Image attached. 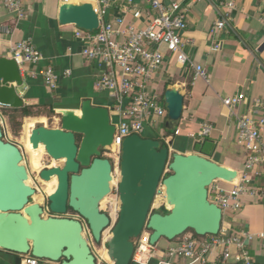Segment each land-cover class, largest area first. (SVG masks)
Here are the masks:
<instances>
[{"label": "water", "instance_id": "obj_1", "mask_svg": "<svg viewBox=\"0 0 264 264\" xmlns=\"http://www.w3.org/2000/svg\"><path fill=\"white\" fill-rule=\"evenodd\" d=\"M61 24L94 31L99 15L91 1L65 2L60 6ZM24 77L17 60L0 56V106L20 108ZM166 128L177 126L184 110V94L177 88L164 92ZM60 126H34L29 141L34 149L42 144L46 153L63 165L44 167L43 181L57 177L56 190L47 196L54 214L34 201L37 190L28 183L29 170L22 148L5 138L0 120V248L20 255L32 254L58 264H97L81 219L68 217L69 209L88 225L95 242L106 240L113 264H132L135 240L149 230V244L162 238L174 240L193 230L197 235H215L223 224V211L209 199V188L217 180L234 181L238 171L198 152H172L169 144L143 134H131L122 143L119 159L120 207L113 222L101 208L113 191L114 162L103 151L113 144L116 124L112 109L84 99L80 113L59 109ZM163 189L168 212L153 211ZM172 207L169 208L167 204ZM21 258H17L20 263Z\"/></svg>", "mask_w": 264, "mask_h": 264}, {"label": "crops", "instance_id": "obj_2", "mask_svg": "<svg viewBox=\"0 0 264 264\" xmlns=\"http://www.w3.org/2000/svg\"><path fill=\"white\" fill-rule=\"evenodd\" d=\"M82 1H91L98 6L96 0H73L75 3ZM162 1H176L186 9L188 26L183 35L190 62L180 65L177 55L163 46L164 63L155 73L150 89L163 100L167 88L179 89L185 96L184 110L179 124L173 127L174 135L167 133V115L149 118L144 133L165 143L172 141L169 144L172 152H198L235 169L238 180L247 173L248 189L255 193L244 194L242 208L226 212L223 224L232 231L245 229L252 232L255 236L250 244L251 264H264V237H260L264 234V166L252 171L245 169L248 152L237 138L238 117L249 112L254 98H259L264 104V0ZM230 1L235 7L225 27L212 33L214 24L224 18L227 11L224 4ZM105 2L106 20L113 22L118 17H124V28L134 20L128 0ZM137 2L143 10L150 7L148 0ZM22 3L24 17L19 19L9 11L4 0H0V56L11 57L12 45L22 40L31 41L42 52L44 59L41 63L27 64L22 70L25 84L20 91L25 105L40 113L13 120L2 112L5 138L19 145L24 153L27 148L22 137L27 134L29 119L36 118L34 126L48 122L60 126L58 110L74 109L80 113L82 101L87 98L95 105L111 108L112 120L117 123L121 114L115 107L114 96L110 91L97 88V81L105 68L97 61L84 57V42L75 36L77 26L60 23L59 10L63 2L22 0ZM215 44L220 45L219 50L213 49ZM48 65L58 76L55 89L45 82L43 72ZM196 66L205 69V77L196 75ZM240 92L245 93L247 98L232 113L223 99ZM253 115H264V106L257 108ZM41 118L46 122H42ZM205 123L212 126L211 132L200 137L198 132ZM108 156L117 162L113 154ZM45 185L48 190L50 186ZM156 203L164 204L163 196H159ZM191 235L193 233L189 231L174 240L165 239L160 245L159 241L152 246L150 253L144 254L145 258L150 264H157L165 250ZM222 251V247L218 246L210 252L209 264H244L233 257L225 260ZM231 251L234 254L237 248L232 247ZM18 257L21 258L20 263L17 262ZM171 261L176 264H201L180 257ZM0 264H23V258L20 254L0 248Z\"/></svg>", "mask_w": 264, "mask_h": 264}, {"label": "built area", "instance_id": "obj_3", "mask_svg": "<svg viewBox=\"0 0 264 264\" xmlns=\"http://www.w3.org/2000/svg\"><path fill=\"white\" fill-rule=\"evenodd\" d=\"M61 1L63 3L73 2V0ZM96 1L98 6L94 5L100 19L99 28L89 31L76 27L75 36L84 42L82 49L84 57L104 66V72L97 81V88L112 93L116 101L115 107L121 114L120 120L115 123L113 144L106 149L115 156L119 165L123 140L134 133L143 134L146 122L152 116L165 117L167 115L165 101L150 89L155 73L164 63L163 46L168 52L177 55V62L180 65L184 66L190 62L185 51L186 40L183 35L188 26L186 9L176 1L165 3L162 0H148L150 7L143 10L139 7L137 0H128L134 20L124 28V17H118L113 22L106 20L107 2L105 0ZM4 4L19 19L24 17L22 0H4ZM224 7L227 11L224 13V18L214 24L212 28L214 34L225 27L226 20L230 18L235 4L230 1L225 3ZM213 49L219 50L220 45L215 44ZM10 53L11 57L17 60L21 70H24L27 64H39L44 59L42 52L29 40L15 42ZM43 74L47 86L51 89L57 88L58 76L54 69L48 65ZM196 75L205 77V69L196 66ZM246 98V94L240 92L225 97L223 102L234 113V109ZM263 106L262 100L254 98L249 112L238 117L237 138L248 152L245 163V169L248 171L264 166V115L260 117L253 115L257 108ZM2 108L0 106V120L3 122ZM211 129L212 126L205 123L198 134L204 137L211 132ZM176 132L178 133L179 130ZM35 181L43 185L44 181L40 178L39 172ZM248 181L249 177L245 173L239 180L235 179L232 182L217 180L210 186L209 199L221 207L223 222L226 212L242 208L244 194L255 193L248 189ZM224 183L226 185H222ZM34 187L39 193V187L36 185ZM159 196H164L163 189L159 190L156 200ZM40 204L43 205L46 216L54 215L46 205L45 197ZM108 229L107 238L103 233L104 240L111 235L112 227ZM254 236L249 230L232 231L222 224L218 234L200 237L191 235L176 245L170 246L164 251L157 264H176L171 259L178 257L189 259L191 262L209 264L208 255L218 246L222 247L225 260L233 257L238 262L251 264L250 244ZM260 237H264V234H260ZM137 239L139 240L135 241L136 249L132 264H150L144 255L151 252L152 245L149 244V235L143 236L142 234ZM92 241L95 242L93 237ZM89 243L91 245L90 241ZM232 247L237 248L234 254L231 251ZM94 254L97 264H113L104 256L103 249ZM21 256L23 264H58L48 259L35 257L30 253Z\"/></svg>", "mask_w": 264, "mask_h": 264}, {"label": "rangeland", "instance_id": "obj_4", "mask_svg": "<svg viewBox=\"0 0 264 264\" xmlns=\"http://www.w3.org/2000/svg\"><path fill=\"white\" fill-rule=\"evenodd\" d=\"M46 125L48 126H58L59 124L53 125L51 122L46 123ZM143 135H145V133H143ZM23 142L27 148V150L24 152V163L26 164L28 170H29V174H30V179L32 180V186L36 185L39 187L40 192H37V195H34V201L39 199V196L43 195L41 197V200L44 201V197L46 200V205H48V201H47V196H48V190H47V185H45L46 187H44L43 185H39L36 181H35V177L38 174V172H40V170L44 167H52V166H56V165H63V163L59 162L58 160H54L52 159L47 153H43L44 155L42 156V159L40 160V163L38 165H35L32 161L31 158V154H30V145L27 142H29V139L27 137V134L25 133L22 137ZM26 140V141H25ZM103 154L105 156H108V154H110L109 151L104 150ZM114 175H115V183L113 184V191L112 193L105 198L102 203H101V208L103 211L107 212L108 214L111 215L113 222H115V220L118 217V213H119V207H120V200H119V194H118V183L120 180V171H119V165L118 163L114 162ZM158 203L153 205V211L155 210H159L161 209V207H158ZM68 217H73V218H79L82 220V222L84 223L85 226V235L88 238V240L91 242V248L93 250V252L99 251L100 249L105 250V248L107 249V245H106V238L108 236V228L105 229V240L103 239L101 242H94L92 241V235L90 233V230L88 228V225L86 223V221L84 219H82L76 212L69 210V212L67 213ZM108 229V230H107ZM150 234L149 230H145L143 232V236H148ZM166 238H162L159 242L160 244H163L165 242ZM139 239H136L135 241H138ZM108 253V252H107ZM109 256V255H108ZM110 258V257H108ZM111 260V258H110Z\"/></svg>", "mask_w": 264, "mask_h": 264}, {"label": "bare ground", "instance_id": "obj_5", "mask_svg": "<svg viewBox=\"0 0 264 264\" xmlns=\"http://www.w3.org/2000/svg\"><path fill=\"white\" fill-rule=\"evenodd\" d=\"M42 122H46L43 118H41L40 119ZM36 122H37V120H36V118L35 119H29L28 121H27V137H28V139H29V134H30V129H31V127L32 126H34L35 124H36ZM28 144H31L30 143V141L29 142H27ZM46 153V150H45V146L44 145H40L39 146V148L38 149H34L33 148V146H32V144L30 145V154H31V158H32V160H33V162H35L37 165L40 163V160L42 159V156L44 155L43 153ZM54 160H56V159H54ZM59 162H61V163H63L64 162V159H61V160H58ZM28 183L30 184V185H32V180L29 178L28 179ZM45 183H47L50 187L48 188V195L49 194H51V193H53L55 190H56V188H57V184H58V180H57V177H53L51 180H49V181H44L43 182V186L45 187ZM115 183V176H114V179H113V181H112V185ZM37 195V193L35 194V196ZM43 195H41V196H39V199L37 200V202H43L42 200H41V197H42ZM163 201L165 202V197L163 196ZM167 204V203H166ZM167 206L169 207V208H171L172 206L171 205H169V204H167ZM108 250L107 249H105V250H103V254H104V256L111 262V263H113V261L112 260H110V258H108L109 256H108Z\"/></svg>", "mask_w": 264, "mask_h": 264}, {"label": "trees", "instance_id": "obj_6", "mask_svg": "<svg viewBox=\"0 0 264 264\" xmlns=\"http://www.w3.org/2000/svg\"><path fill=\"white\" fill-rule=\"evenodd\" d=\"M52 112H54V110H51ZM3 114L7 115L8 117L12 118L13 120H15L17 117H27V116H32V115H36L38 113H40L39 111H35L33 110V108L31 106L28 105H24L23 107L20 108H4L3 109ZM167 133L169 136L174 135V130H167ZM72 210V209H69ZM73 211V210H72ZM157 211H161L163 213H167L168 210L162 206L161 209L157 210ZM190 232L193 233L194 236L200 237V235H197L193 230H189ZM188 231V232H189Z\"/></svg>", "mask_w": 264, "mask_h": 264}]
</instances>
